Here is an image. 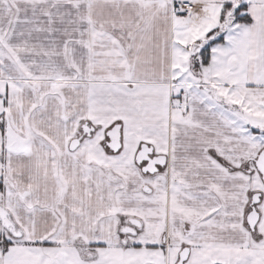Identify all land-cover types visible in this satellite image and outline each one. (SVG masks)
I'll return each mask as SVG.
<instances>
[{"label": "snow or ice", "instance_id": "snow-or-ice-1", "mask_svg": "<svg viewBox=\"0 0 264 264\" xmlns=\"http://www.w3.org/2000/svg\"><path fill=\"white\" fill-rule=\"evenodd\" d=\"M0 264H264V0H0Z\"/></svg>", "mask_w": 264, "mask_h": 264}]
</instances>
